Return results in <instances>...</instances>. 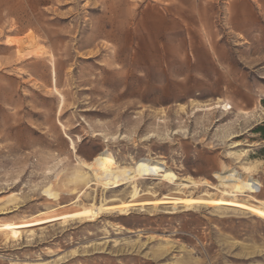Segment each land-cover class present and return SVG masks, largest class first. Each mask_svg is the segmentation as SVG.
<instances>
[{
	"label": "rangeland",
	"instance_id": "rangeland-1",
	"mask_svg": "<svg viewBox=\"0 0 264 264\" xmlns=\"http://www.w3.org/2000/svg\"><path fill=\"white\" fill-rule=\"evenodd\" d=\"M231 1L0 0V222L46 220L11 230L9 241L0 232V264H264L263 218L192 203L98 213L102 198L130 200L128 188L81 179L90 172L79 161L106 150L122 165L153 157L204 181L187 190L193 196L217 198L210 187L224 184L214 173L233 168L257 180L264 199V138L255 132L264 122V36L220 39L218 78L190 74L181 28L223 23ZM163 26L174 32L165 38ZM30 33L45 52L19 57ZM77 206L93 214L62 225Z\"/></svg>",
	"mask_w": 264,
	"mask_h": 264
},
{
	"label": "bare ground",
	"instance_id": "bare-ground-1",
	"mask_svg": "<svg viewBox=\"0 0 264 264\" xmlns=\"http://www.w3.org/2000/svg\"><path fill=\"white\" fill-rule=\"evenodd\" d=\"M28 33V32H27ZM17 54L19 57L28 56L30 53L36 56H40L45 52L42 46L37 43L35 36L30 35L27 38V42L18 43L16 45ZM50 57V67L52 75V90L57 98H59L57 114H60L62 105L64 103L63 94L59 91L56 84V65L55 59L52 53L46 51ZM218 102V101H217ZM217 104V103H215ZM213 107H220L218 104L206 108L209 110ZM223 108L227 109L229 106L224 105ZM58 123L61 125L60 121ZM70 140V147L75 149L74 142ZM69 143V142H68ZM244 151L239 153L238 157H243ZM82 167L90 174L82 175L83 182L87 180L86 177H92L93 185L96 188L101 187L103 190L113 189L116 187L124 186L128 188V194L130 200H123L119 198L100 199L97 204L96 211L98 213H114L128 214L130 210L140 209L145 210L146 206L151 211H155L158 207L168 205L172 209H176L179 206L188 207L190 203L205 206L217 205L223 208H232L234 210L243 213H252L259 218L264 219V199L257 197L259 192V183L251 175L239 173L233 168H227L222 172H215V177L224 184L223 188L212 186L210 189H215L217 198L211 196L209 192L205 191L201 195H189L187 190L189 188H195V186H201L204 181L193 180L189 177L186 180L177 176L175 172L166 164L165 161L154 159L153 157H141L127 165H122L116 161L113 154L104 150L98 152L89 161H79ZM246 173L250 171V166H244ZM155 180L156 182H152ZM87 184V182H85ZM166 186L169 188V192H164L162 195L157 193L156 187ZM95 188V189H96ZM127 190V189H126ZM168 190V189H167ZM50 197L56 198L54 191H50ZM47 213V212H45ZM90 209H85L82 206L75 207L64 212L59 219L60 223L65 225L66 223L80 218L81 215H92ZM35 217V216H33ZM38 217V215H37ZM30 221V220H29ZM46 220H32L30 222H18V223H1L0 232L4 234L6 241L15 238L11 234V230L19 227L32 226L33 224H39Z\"/></svg>",
	"mask_w": 264,
	"mask_h": 264
},
{
	"label": "crops",
	"instance_id": "crops-1",
	"mask_svg": "<svg viewBox=\"0 0 264 264\" xmlns=\"http://www.w3.org/2000/svg\"><path fill=\"white\" fill-rule=\"evenodd\" d=\"M226 11L227 20L223 23L201 21L181 27L186 33L189 57L194 61L189 69L190 74L198 70L215 71L217 74L218 70L225 69V65L221 64L225 44L219 42L224 36H234L239 42L243 38V41L247 43L257 39L258 36H264V0H233L227 5ZM160 32L166 38L174 30L163 26ZM199 63L205 65L201 68L198 66ZM217 77L222 76L217 74Z\"/></svg>",
	"mask_w": 264,
	"mask_h": 264
},
{
	"label": "trees",
	"instance_id": "trees-1",
	"mask_svg": "<svg viewBox=\"0 0 264 264\" xmlns=\"http://www.w3.org/2000/svg\"><path fill=\"white\" fill-rule=\"evenodd\" d=\"M255 132L260 133L261 137L264 138V122L259 124L258 127H256Z\"/></svg>",
	"mask_w": 264,
	"mask_h": 264
},
{
	"label": "flooded vegetation",
	"instance_id": "flooded-vegetation-1",
	"mask_svg": "<svg viewBox=\"0 0 264 264\" xmlns=\"http://www.w3.org/2000/svg\"><path fill=\"white\" fill-rule=\"evenodd\" d=\"M80 110L84 111L85 109H80Z\"/></svg>",
	"mask_w": 264,
	"mask_h": 264
}]
</instances>
